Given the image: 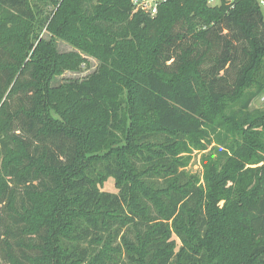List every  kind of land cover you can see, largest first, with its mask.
I'll use <instances>...</instances> for the list:
<instances>
[{"label":"trees","instance_id":"1","mask_svg":"<svg viewBox=\"0 0 264 264\" xmlns=\"http://www.w3.org/2000/svg\"><path fill=\"white\" fill-rule=\"evenodd\" d=\"M131 1L0 0V264H264V9Z\"/></svg>","mask_w":264,"mask_h":264},{"label":"rangeland","instance_id":"2","mask_svg":"<svg viewBox=\"0 0 264 264\" xmlns=\"http://www.w3.org/2000/svg\"><path fill=\"white\" fill-rule=\"evenodd\" d=\"M40 36L41 39H46L48 41L52 39V35L49 34L46 29L41 32ZM54 44L60 54L77 52V49L64 42L63 40L56 39L54 40ZM83 57L87 59V65H84L80 71H67L62 76L56 77L52 82L53 86L58 87L71 81H83L90 77L92 74L96 73L100 67V63L94 58L87 56ZM250 110L252 112L264 111V95L260 96L258 99H256L255 102L252 103ZM222 154L223 149H221V146H218L216 143L208 146L207 150L205 151L194 150L190 155H188L190 160L187 170L190 173L198 176L200 179H203L205 175V163H210L214 160L219 159L223 156ZM101 190L113 194L118 193L116 183L113 179L105 181L101 185Z\"/></svg>","mask_w":264,"mask_h":264},{"label":"built area","instance_id":"3","mask_svg":"<svg viewBox=\"0 0 264 264\" xmlns=\"http://www.w3.org/2000/svg\"><path fill=\"white\" fill-rule=\"evenodd\" d=\"M171 0H132V6L135 12H142L151 17L158 15L160 7ZM234 4L237 0H208L211 7L222 5L223 2ZM261 7L264 9V0H258Z\"/></svg>","mask_w":264,"mask_h":264}]
</instances>
